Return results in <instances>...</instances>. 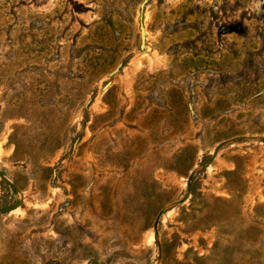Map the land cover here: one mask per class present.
<instances>
[{
  "label": "rangeland",
  "instance_id": "obj_1",
  "mask_svg": "<svg viewBox=\"0 0 264 264\" xmlns=\"http://www.w3.org/2000/svg\"><path fill=\"white\" fill-rule=\"evenodd\" d=\"M0 264H264V0H0Z\"/></svg>",
  "mask_w": 264,
  "mask_h": 264
},
{
  "label": "water",
  "instance_id": "obj_2",
  "mask_svg": "<svg viewBox=\"0 0 264 264\" xmlns=\"http://www.w3.org/2000/svg\"><path fill=\"white\" fill-rule=\"evenodd\" d=\"M194 173H195V171H193V172L190 173V176H189V178H188V184L191 182ZM157 225H158V218H157V220H156V222H155V225H154V228H155V229L157 228Z\"/></svg>",
  "mask_w": 264,
  "mask_h": 264
}]
</instances>
